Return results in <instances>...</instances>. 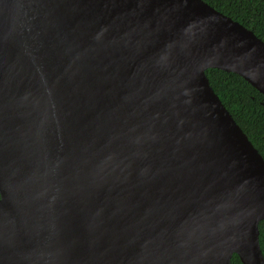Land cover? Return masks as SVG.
<instances>
[{"label":"water","instance_id":"obj_1","mask_svg":"<svg viewBox=\"0 0 264 264\" xmlns=\"http://www.w3.org/2000/svg\"><path fill=\"white\" fill-rule=\"evenodd\" d=\"M208 69L264 97V42L202 0H0V264H264Z\"/></svg>","mask_w":264,"mask_h":264},{"label":"trees","instance_id":"obj_2","mask_svg":"<svg viewBox=\"0 0 264 264\" xmlns=\"http://www.w3.org/2000/svg\"><path fill=\"white\" fill-rule=\"evenodd\" d=\"M218 12L249 29L264 42V0H202ZM209 85L248 140L264 159V97L234 73L205 71ZM264 257V221L258 225ZM231 264H241L233 255Z\"/></svg>","mask_w":264,"mask_h":264}]
</instances>
